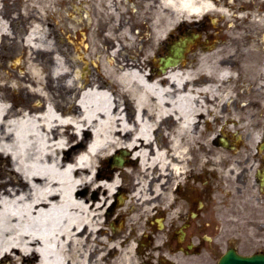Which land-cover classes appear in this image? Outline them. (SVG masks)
<instances>
[{"label":"bare ground","instance_id":"1","mask_svg":"<svg viewBox=\"0 0 264 264\" xmlns=\"http://www.w3.org/2000/svg\"><path fill=\"white\" fill-rule=\"evenodd\" d=\"M26 1L36 2L34 12L11 20L32 25L16 44L18 50L28 47L29 55L13 70L0 61V264H126L120 178L130 174L138 180L128 200L135 204L153 171L163 172L169 158L195 143L202 120L223 117L234 98L235 71L256 65L258 56L233 58L226 47H215L201 51L196 63L186 55L165 72L150 71L157 44L182 15L212 12L216 26L232 16L211 0H136L140 15L127 18L117 6L129 0H96L86 3L110 15L109 22L103 14L96 18L97 34L109 24L101 38L109 48L85 46L80 59L96 70L85 85L73 79L75 66L46 30L51 0ZM146 11L152 14L151 35L136 52L133 28L147 23ZM6 24L0 10V39L12 35ZM83 24L71 28L84 32ZM122 150L130 162L136 158L138 175L111 164Z\"/></svg>","mask_w":264,"mask_h":264},{"label":"flooded vegetation","instance_id":"2","mask_svg":"<svg viewBox=\"0 0 264 264\" xmlns=\"http://www.w3.org/2000/svg\"><path fill=\"white\" fill-rule=\"evenodd\" d=\"M216 2L232 18L218 20L216 26L215 20L205 16L201 38L189 47L190 53L226 47L231 51L228 56L241 59L261 52L256 54L257 62L253 59L256 65L235 71V91L237 97L263 100L251 99L242 107L252 112L247 145L234 143L237 135L223 132L221 120L211 116L218 128L211 143H197L195 148L187 143L180 156L169 158L163 172L153 171L135 204L124 203L128 208L122 226L126 264H219L230 250L243 257L264 255V42L256 41L260 31L250 23L264 15V0ZM233 30L240 34L232 36ZM154 62L150 61V71L155 70ZM255 67L260 68L258 76ZM237 102L235 110L240 108ZM228 125L239 126V120L231 119ZM122 153V169L138 170L136 158L130 162V153ZM122 177L130 200L138 180L130 174Z\"/></svg>","mask_w":264,"mask_h":264},{"label":"rangeland","instance_id":"3","mask_svg":"<svg viewBox=\"0 0 264 264\" xmlns=\"http://www.w3.org/2000/svg\"><path fill=\"white\" fill-rule=\"evenodd\" d=\"M40 1V0H39ZM37 1V2H39ZM96 0H51L50 3H47L50 7V13H49V19L47 20V26L46 30L48 33L51 34L52 37V42L58 44L61 48L65 49L66 54L69 56V62L75 66V74L73 75V79L78 81V82H85V85L88 84L87 79H91L93 75L95 74L96 70L94 66L92 65H85L81 61V56L84 55L83 53L85 52V46H87V49H94L95 51L101 50L103 52L104 49L107 48L102 44L101 38L102 34L105 33L107 28V25L109 24H104L102 25L100 30V33L97 34L98 31H96V18L99 15H106L108 17L105 21L109 22L110 21V15H108L104 9L98 8V10L94 9L93 7H89V3L92 4ZM212 2H215L216 0H211ZM89 2V3H86ZM35 1H26V0H1V7L0 10L3 13V19L7 22L5 25L6 27V32H11L12 35L9 38H1L0 39V61L3 62L6 67L9 70H13L12 67L21 61H24L27 56L29 55L28 52V47H23L24 49H16L17 42H21L22 38L26 36L27 33L30 32L32 29V25L28 24V22L23 19V18H17L15 22H12V16H17L20 15L24 12L27 13H32L34 10L37 8L35 5ZM136 0H129V1H123L122 4L119 3L118 6H120V10L124 9L126 11V16L125 17H130L132 18V15L139 16L141 12V8H138V5ZM38 5V4H36ZM83 6H87V13L83 14ZM39 7V6H38ZM166 6L164 7L165 10ZM137 10V11H136ZM212 12L209 13V16L213 18L214 20L217 18V14L213 15L211 14ZM216 13V12H215ZM143 14V13H142ZM206 14V13H205ZM203 15H194L193 17H185L182 15L180 24H178L171 34H169L165 40L159 45L157 44L156 49L154 51L155 55V62L153 63L155 68L159 67V60L161 57H165L169 54V45L172 44L174 41L179 39L181 37V33L186 32V34H199L200 33V23L202 22V18L205 16ZM83 15V16H82ZM152 14L145 12V15L143 16V19H145L147 23L139 26L137 25L135 28H133V33L135 35V40H134V49L136 52L144 50L145 46L148 44L147 41L149 40V37L151 35V28L149 25V20L148 17H151ZM219 17L220 14H218ZM246 17L245 15H243ZM250 17V15H248ZM224 17V14H223ZM141 18V19H140ZM236 18V17H235ZM234 18V19H235ZM252 18V17H250ZM83 19V20H82ZM224 19V18H222ZM221 19V20H222ZM260 19V23H256V20ZM142 20V17H139V19H136V22H139ZM78 22H81L83 24L84 22V32L78 31L74 32L72 30L73 24L77 25ZM251 22L253 26L256 28L257 31H260V39H257V42H264L263 40V35H264V15H259L255 16L254 18L251 19ZM62 26V29L60 27ZM101 26V25H100ZM99 26V27H100ZM82 27V26H81ZM69 29V30H68ZM69 32H65V31ZM190 31V32H187ZM5 32V33H6ZM4 33V32H3ZM169 39H172L171 41ZM256 42V43H257ZM147 43V44H146ZM169 43V45H168ZM101 52V53H102ZM196 52V51H195ZM193 53H188V61H192L193 63H196L198 53L195 54ZM255 53L262 54L261 52L255 51ZM226 54V53H224ZM262 59V55L259 57V60ZM257 62V60H256ZM107 63V62H106ZM108 64V63H107ZM152 65L150 62H148V65ZM256 69V75L258 76V71H260V68L255 67ZM88 70V71H87ZM150 70V68H149ZM236 79V77L234 78ZM234 89V88H233ZM231 94L233 95V100L238 101L237 104L240 105L239 110H235L234 108V103L233 100L229 104V106L224 107L226 109L225 112L221 113L223 114V117H217L219 120L222 122V128L223 132H229L233 133L236 135L238 134H243V141L246 142V136L247 133L251 131V113L250 109L245 108L243 109L242 107L244 106L245 103L249 102L251 99H255L257 101L262 102V98H256V97H251L250 95H245L239 100H237L235 97H237L236 91L231 90ZM240 97V96H239ZM230 106H232L231 109ZM231 112L233 115V119H238L239 120V126H231L228 125V122H230L231 118ZM234 112V114H233ZM213 117H210V120L212 121ZM219 122V121H218ZM231 126V127H230ZM218 132V128L215 127V123L213 121L209 124L205 122V120H202V125L199 129L198 133V139L196 138L195 143H193V148L196 147L197 143H211V138ZM260 131H258L259 134ZM211 134V136H210ZM257 136V134H255ZM254 135V136H255ZM258 138V137H255ZM200 141V142H199ZM247 145V143H245ZM104 171L106 173H110V169L108 168L107 165L104 166ZM114 171L112 170V175L114 176ZM128 177H124L126 179ZM123 178H120V181H122ZM122 186L127 190V186L125 185L124 181H122ZM124 191V196H125V204L128 203V195L130 194H125ZM125 209H128L125 207ZM115 210V209H114ZM115 211H113L112 214H114ZM126 221V216L124 214L123 216V223ZM109 230L112 232V226H108ZM123 231V230H122Z\"/></svg>","mask_w":264,"mask_h":264},{"label":"water","instance_id":"4","mask_svg":"<svg viewBox=\"0 0 264 264\" xmlns=\"http://www.w3.org/2000/svg\"><path fill=\"white\" fill-rule=\"evenodd\" d=\"M188 40H180L177 45L172 49L171 55L161 59L163 71L170 66L178 65L186 52L185 47L187 46ZM118 164H121L119 159H115ZM220 264H264V256L257 255L251 258H244L236 255L233 252L228 253L220 262Z\"/></svg>","mask_w":264,"mask_h":264}]
</instances>
